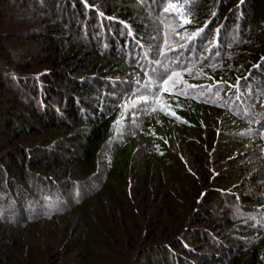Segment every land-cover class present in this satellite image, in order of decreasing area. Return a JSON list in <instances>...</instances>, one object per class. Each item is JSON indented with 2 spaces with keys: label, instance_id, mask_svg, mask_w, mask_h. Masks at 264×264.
Segmentation results:
<instances>
[{
  "label": "trees",
  "instance_id": "1",
  "mask_svg": "<svg viewBox=\"0 0 264 264\" xmlns=\"http://www.w3.org/2000/svg\"><path fill=\"white\" fill-rule=\"evenodd\" d=\"M172 2L0 0V264H264V0Z\"/></svg>",
  "mask_w": 264,
  "mask_h": 264
},
{
  "label": "snow or ice",
  "instance_id": "2",
  "mask_svg": "<svg viewBox=\"0 0 264 264\" xmlns=\"http://www.w3.org/2000/svg\"><path fill=\"white\" fill-rule=\"evenodd\" d=\"M168 9L177 10V15L181 18V22L183 24L191 23L190 18H185L187 16V13L183 12L181 7L177 4H175L174 2H172V0H169V4H168L167 8L165 9V11H167ZM200 31H201V29H197V31L193 32L190 36H186V39H189V40L193 39L194 37L199 35ZM168 50L173 51V52L175 51V49H172L170 46L168 47ZM159 55L161 57L166 55V52H165V49L163 46L160 49ZM262 59H264V58H262ZM154 63L159 65L160 67H159V69L152 68L151 69V76H148V70L147 69L145 70L146 77H148V82H147L146 87L151 89V87L153 86L152 77H155L156 80L160 81V84L158 85L159 91L158 92H152L150 94V96L140 95V96H137L136 99H128L126 103L122 104V107L124 108L125 111H127L128 109L134 108L138 103H144L145 105H147L149 103H154V107L152 110H155V107H159V109L161 111H165V114L175 115L174 113H170L167 111V108L170 107L169 105L161 102V93L171 92L172 89L175 87V85L178 82H181L180 77H181L182 73L178 72V71H169L168 65L163 64L160 60H156ZM172 63H176V62L173 61ZM169 86H171V87H169ZM238 86H239V79H237L236 85H229L230 88L231 87H237L238 88ZM187 87L205 88L206 86H204V85H200V86L189 85ZM137 91H138V89L133 92V95H135ZM115 123H119V121H116ZM261 135L264 136V133H261Z\"/></svg>",
  "mask_w": 264,
  "mask_h": 264
},
{
  "label": "rangeland",
  "instance_id": "3",
  "mask_svg": "<svg viewBox=\"0 0 264 264\" xmlns=\"http://www.w3.org/2000/svg\"><path fill=\"white\" fill-rule=\"evenodd\" d=\"M6 41L5 42H7L5 45H9V47L8 48H10L11 49V47L13 46V47H17V48H20L19 47V41H16L15 39H12V38H9V39H5ZM9 49V50H10ZM7 92H8V89H1L0 88V111H1V109L2 108H4V107H6V106H11V104L10 103H8V101L9 100H11V101H13V102H16L17 101V97H14V96H8L7 95ZM9 98V99H8ZM8 99V100H7ZM250 159V158H249ZM248 159V160H249ZM244 161H246V159H244L243 161H242V163L241 164H243L244 163ZM3 162V161H2ZM4 163V162H3ZM259 165H258V163H257V160L256 159H251L250 161H248L246 164H245V168H250V170H248L247 171V176H246V179L245 178H243L242 180H240L238 183L240 184V186H242L244 189L246 188V185H247V188H249V190H248V192L249 193H251V192H253V191H256V185H255V183H254V181H253V179L255 178V175H256V172H257V170H254L255 168H257ZM254 167V168H253ZM253 168V169H252ZM8 168H6V170H7ZM252 170H253V172H252ZM254 171H256V172H254ZM252 172V173H251ZM250 176H252L253 177V179H252V182L251 183H249L248 182V179H249V177Z\"/></svg>",
  "mask_w": 264,
  "mask_h": 264
}]
</instances>
